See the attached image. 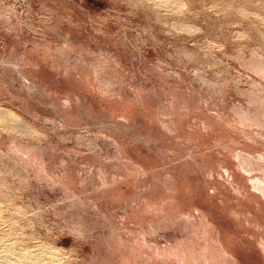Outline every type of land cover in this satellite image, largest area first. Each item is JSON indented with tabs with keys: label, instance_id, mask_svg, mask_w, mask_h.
I'll list each match as a JSON object with an SVG mask.
<instances>
[{
	"label": "rangeland",
	"instance_id": "rangeland-1",
	"mask_svg": "<svg viewBox=\"0 0 264 264\" xmlns=\"http://www.w3.org/2000/svg\"><path fill=\"white\" fill-rule=\"evenodd\" d=\"M178 1L0 0V257L264 264V1Z\"/></svg>",
	"mask_w": 264,
	"mask_h": 264
},
{
	"label": "bare ground",
	"instance_id": "bare-ground-1",
	"mask_svg": "<svg viewBox=\"0 0 264 264\" xmlns=\"http://www.w3.org/2000/svg\"><path fill=\"white\" fill-rule=\"evenodd\" d=\"M264 0H210V2L216 6L217 8L224 10V11H229V10H238L240 12H253L257 13L260 7V2ZM161 3L163 4H168V5H178L180 4V1L178 0H160ZM263 3V2H262ZM200 5V4H199ZM262 5V4H261ZM11 116L10 113H7L5 111L0 110V120L2 123L9 119ZM17 257L21 260H26L28 258H31V254L29 252H18L16 254ZM0 264H12L10 256L8 254H4L3 256L0 257Z\"/></svg>",
	"mask_w": 264,
	"mask_h": 264
}]
</instances>
